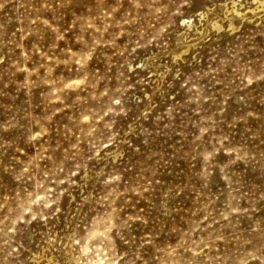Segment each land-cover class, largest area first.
<instances>
[{"label": "rangeland", "instance_id": "1", "mask_svg": "<svg viewBox=\"0 0 264 264\" xmlns=\"http://www.w3.org/2000/svg\"><path fill=\"white\" fill-rule=\"evenodd\" d=\"M235 1L0 0V264H264V6Z\"/></svg>", "mask_w": 264, "mask_h": 264}, {"label": "bare ground", "instance_id": "2", "mask_svg": "<svg viewBox=\"0 0 264 264\" xmlns=\"http://www.w3.org/2000/svg\"><path fill=\"white\" fill-rule=\"evenodd\" d=\"M257 4H259L257 6V9L258 7L260 6H264V0H254ZM247 14L248 12L246 10H242L241 8H239V4L237 3V1L233 0V6L231 8V12H230V15H228V17H230V27L231 28H234V19L237 18L239 19L240 21H244L247 19ZM185 22V20H184ZM193 25V22L192 21H189L188 22V26H192ZM213 27L217 28V29H220L222 28V24H220L218 21L214 22L213 24ZM186 45V44H185ZM191 46V45H190ZM189 45H187V47L185 48V50H183V52L187 51L190 47Z\"/></svg>", "mask_w": 264, "mask_h": 264}]
</instances>
